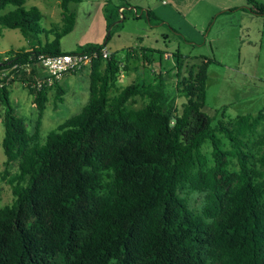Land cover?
Masks as SVG:
<instances>
[{
  "label": "trees",
  "instance_id": "obj_1",
  "mask_svg": "<svg viewBox=\"0 0 264 264\" xmlns=\"http://www.w3.org/2000/svg\"><path fill=\"white\" fill-rule=\"evenodd\" d=\"M79 1L59 0L61 19L46 29L37 6L0 0V29H18L31 44L0 52V72L40 54L106 46L109 37L61 51V37L75 24L68 4ZM246 2L264 15L262 3ZM145 15L159 21L151 10ZM141 50L146 75L125 86L118 79L128 66L114 52L93 59L87 103L44 142L41 118L57 82L36 90L35 70L11 69L7 85L0 79L4 178L16 169L7 179L14 198L0 206V264H264V134L254 137L264 108L213 127L203 107L207 68L216 61L200 57L180 81V59L188 57L174 52L173 93L164 77L173 68L156 73L157 50ZM134 56L129 50L125 60ZM15 82L34 95L32 132L11 104ZM60 90L53 101L62 100ZM177 98L185 99L179 109ZM184 189L203 194L200 210L188 205Z\"/></svg>",
  "mask_w": 264,
  "mask_h": 264
},
{
  "label": "rangeland",
  "instance_id": "obj_2",
  "mask_svg": "<svg viewBox=\"0 0 264 264\" xmlns=\"http://www.w3.org/2000/svg\"><path fill=\"white\" fill-rule=\"evenodd\" d=\"M232 4L231 0H80L70 2L68 8L75 14V24L68 34L60 39V49L63 52L77 51L86 44H102L110 52H114L121 66L118 85L125 86L138 81L139 76L146 75L141 65L140 52L144 48L157 50L151 55L154 59L151 70L156 73L164 69L173 70L164 75L165 87L175 92L176 61L173 53H179L188 58H181L180 76L182 81L188 76L193 65L200 64L203 58L214 59L207 68L206 102L203 111L212 118V126L220 120H229L237 115H256L264 108V41L261 39V29L257 28L251 39L241 37L238 25L233 17L230 24L227 16L216 19L217 10L221 6ZM35 5L43 13V26L48 29L49 23L59 22L61 9L59 0H26L25 6ZM123 11H119V8ZM10 9L8 7L6 10ZM5 10V11H6ZM135 10L139 15H136ZM151 10L159 19L149 22L145 11ZM140 16V18H137ZM51 39V35H47ZM44 38V36H43ZM26 40L18 29H0V52L11 48L28 47ZM135 56H125L128 51ZM168 55V57H166ZM193 57V58H191ZM195 57V58H194ZM137 64L140 66L136 69ZM148 74H151L149 72ZM71 77L67 85L62 84L64 94L61 101L50 99L45 104L41 125L39 128L40 142H44L48 132L67 118L77 114L87 103L89 97V78L84 73ZM75 77L77 78L75 80ZM151 77V76H150ZM20 94L15 91L9 93L11 104L17 116L25 120L29 132L33 131L36 108L28 100L27 91L19 86ZM185 101L177 98L174 108L179 109ZM56 105H55V103ZM141 106L138 99L133 107ZM1 110V106H0ZM264 134V122L257 128L254 137ZM3 126L0 118V206L9 205L14 196L11 185L7 182L16 172L10 168V175L4 178V153L2 149ZM203 150L208 153L207 145ZM183 196L193 210H200L203 206V194L184 189Z\"/></svg>",
  "mask_w": 264,
  "mask_h": 264
},
{
  "label": "built area",
  "instance_id": "obj_3",
  "mask_svg": "<svg viewBox=\"0 0 264 264\" xmlns=\"http://www.w3.org/2000/svg\"><path fill=\"white\" fill-rule=\"evenodd\" d=\"M110 55L111 52L107 46H102L89 52L63 53L51 56L40 54L35 62H16L11 69L25 70L27 72L35 70L39 78L32 85L36 90H39L44 86H52L66 73L88 70L92 60L98 56L108 59ZM6 58L7 56L4 57V59ZM11 69L0 72V79L5 80L1 84L7 85V81L12 77V75L8 74Z\"/></svg>",
  "mask_w": 264,
  "mask_h": 264
},
{
  "label": "crops",
  "instance_id": "obj_4",
  "mask_svg": "<svg viewBox=\"0 0 264 264\" xmlns=\"http://www.w3.org/2000/svg\"><path fill=\"white\" fill-rule=\"evenodd\" d=\"M256 1L259 3H262L264 5V0H256ZM231 3L232 4H227V6H225V7L221 6V8H218L216 13L219 15H217L216 19H218L220 17V15L227 16V21L230 24V17H233L234 21H235V25H238L239 32H242L241 37H245L246 39H251V35L255 31V29L259 28V29H261V39H262V41H264V15L251 11L250 5L246 2V0H231ZM120 9H123V8L122 7L119 8V11H120ZM135 13H136V15H139L136 10H135ZM166 57H168V55H166ZM79 73H84L88 77L87 69L80 70V71L73 72V73L64 74L57 81V85L55 87H53L51 89V91L49 92L50 99H52L54 97V93L56 91H58V89H62L61 88L62 84L67 85L69 83V81L71 79V77H69V76L76 75ZM77 78L75 77V80ZM19 86H23V85L15 82L12 85H10V87H9L10 91L16 90L15 91L16 96H18V94H20ZM23 87L27 91V97H25L24 96L25 94H24L23 100L25 101L27 99L28 102L32 106H34V104H33L34 95L31 94L30 91L25 86H23ZM60 91L62 93H64L63 90H60Z\"/></svg>",
  "mask_w": 264,
  "mask_h": 264
}]
</instances>
